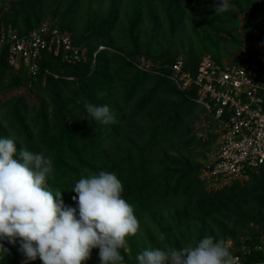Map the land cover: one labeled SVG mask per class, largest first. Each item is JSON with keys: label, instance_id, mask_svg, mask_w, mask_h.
<instances>
[{"label": "trees", "instance_id": "trees-1", "mask_svg": "<svg viewBox=\"0 0 264 264\" xmlns=\"http://www.w3.org/2000/svg\"><path fill=\"white\" fill-rule=\"evenodd\" d=\"M217 3L16 1L12 12H0L6 25L27 34L45 16L60 14L56 26L70 31L74 42L85 45L91 57L96 52L98 55L93 66L92 58L86 64H65L45 53L42 69L58 78L16 71L9 66L5 53L1 55L0 138L11 135L17 139L18 150L24 146L53 160L54 177L48 186L53 192L61 190L66 206L76 207L71 188L82 175L114 172L123 184V198L135 208L139 232H145L149 247L180 248L213 233L212 225L223 226L224 232L225 224L230 223L232 234L249 236L238 240L232 253L244 255L253 263L264 261V175L252 187H231L217 195L196 193L193 168L171 160L168 149L175 148L181 139L178 130L186 110L191 111L197 103L170 79L142 71L133 63L145 57L168 74L181 46L188 48L186 70L194 73L204 54L210 53L221 62L227 47L239 48L255 31L264 47V0H230L234 7L220 15L214 11ZM244 12L248 18L246 26H241ZM180 38L183 40L178 41ZM116 45L120 48L109 49ZM260 61L264 66V51ZM10 90L17 94L2 99ZM27 95L34 96L36 104H28ZM190 95L195 97L194 92ZM87 103L109 106L116 123L103 125L92 119L85 108ZM191 191L196 195L183 201ZM251 223L259 224V228L251 229ZM161 234L163 240L159 239ZM128 241L131 253L121 250L124 263L137 264L135 258L141 249L132 236ZM0 244L7 250L0 254V264H25L19 242L13 245L0 240ZM98 253L99 249H93L85 264H100ZM27 264L42 261L37 258Z\"/></svg>", "mask_w": 264, "mask_h": 264}, {"label": "clouds", "instance_id": "clouds-1", "mask_svg": "<svg viewBox=\"0 0 264 264\" xmlns=\"http://www.w3.org/2000/svg\"><path fill=\"white\" fill-rule=\"evenodd\" d=\"M230 0H218L215 14L229 12ZM95 121L116 123L109 106L85 104ZM7 126V121H3ZM53 160L21 146L9 135L0 138V240L15 245L28 261L42 264H85L99 249L100 264H124L122 249L140 231L135 208L123 198L124 187L114 172L82 175L72 186L76 207L66 206L61 190L53 192ZM7 250L0 244V254ZM137 264H234L224 239L205 236L180 248L147 247Z\"/></svg>", "mask_w": 264, "mask_h": 264}, {"label": "built area", "instance_id": "built-area-1", "mask_svg": "<svg viewBox=\"0 0 264 264\" xmlns=\"http://www.w3.org/2000/svg\"><path fill=\"white\" fill-rule=\"evenodd\" d=\"M101 47L100 50H102ZM5 53L10 67L29 76L54 75L43 70V55L50 54L65 64H96L85 45L76 44L72 35L59 29L49 19L44 20L27 34L6 25L0 16V56ZM142 71L170 79L201 105L213 118L222 140L204 173L216 178L239 179L264 166V66L260 56L242 51L231 62H218L211 54L201 57L196 71L186 70V62L178 58L170 73L160 72L159 65L145 57L133 61ZM194 92L195 97L190 94ZM260 249H263L260 247ZM234 264L248 263L244 255L233 254Z\"/></svg>", "mask_w": 264, "mask_h": 264}, {"label": "rangeland", "instance_id": "rangeland-1", "mask_svg": "<svg viewBox=\"0 0 264 264\" xmlns=\"http://www.w3.org/2000/svg\"><path fill=\"white\" fill-rule=\"evenodd\" d=\"M19 0H0V12H12L14 10V3ZM59 6L56 7L58 9ZM60 14H57L56 16L54 14L47 15L43 18L41 22H43L46 19H49L50 23H53L56 25V23L61 21ZM248 18V14L244 12L240 16V25L246 26V21ZM40 22V23H41ZM70 32V31H69ZM71 33V32H70ZM257 33L256 31L254 34H251V37L245 41H242L239 48H235L233 46H229L226 48V50L223 52V55L221 56L222 61L221 62H231L237 59L238 54L240 52L244 51H251V53L255 56L262 55V52L264 51V47L261 46L259 41L256 39ZM193 37V36H192ZM178 41H182L183 39H177ZM195 41V40H194ZM87 42H84V44L87 45ZM173 45V44H172ZM175 47H178L175 44ZM115 48H120L118 45L113 46L112 48H109L110 50L114 51ZM105 49V47H103ZM187 49L179 47L178 48V58H183L185 61L187 59ZM208 54V53H207ZM210 54V53H209ZM205 55V54H204ZM212 55V54H211ZM16 95V90L9 91L6 94L2 95V99H8L13 95ZM26 101L28 104L30 103L31 106L33 104H36V99L34 96H26ZM187 108H185L186 110ZM186 118L184 119L183 124L179 127V135L181 139H178L175 142V148H169L168 149V157L171 160H175L178 162L179 165H188V167L193 168L192 177L195 178V192L198 193L199 191L203 192V195H217L219 192L226 190L231 187H252L255 182L258 181V183L261 181L263 175H264V166L256 171V172H250L248 175H246L243 178L239 179H226V178H216L212 177L210 175H207L204 173V168L206 165L211 163L220 147L222 136L221 132L219 131V128L217 127L215 121L213 120L212 116L199 104H197L191 111L186 110ZM171 164V163H170ZM185 186L183 184V187L181 188V195H183L185 191ZM194 191H191L190 194H186L184 196L183 201H188L193 195H196ZM189 195H192L191 197ZM185 203V202H183ZM211 227V226H210ZM223 226H215L212 225L211 229L213 233H209L208 236H213L216 239H224L227 245L230 247L232 252L237 250V241H244L246 238H248L246 235H242L241 233H235L232 234L230 223L225 224L224 226V232H222L221 228ZM226 227V228H225ZM251 229H258L259 224L251 223L250 224ZM226 229V230H225ZM160 240H163V234L160 235ZM263 241H264V233H262ZM134 239V244H138V249H144L149 247V240L146 237V234L144 231L141 233L139 232L137 235L132 236ZM129 241L128 246L125 249L126 253H131V249L129 247ZM244 248V244L241 246V248ZM125 264V263H124Z\"/></svg>", "mask_w": 264, "mask_h": 264}]
</instances>
